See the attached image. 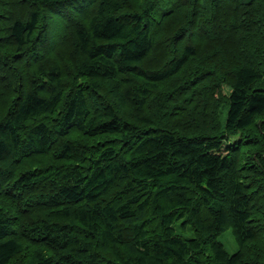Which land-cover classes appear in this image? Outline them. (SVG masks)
<instances>
[{"label": "trees", "instance_id": "1", "mask_svg": "<svg viewBox=\"0 0 264 264\" xmlns=\"http://www.w3.org/2000/svg\"><path fill=\"white\" fill-rule=\"evenodd\" d=\"M259 226L264 0H0V264H264Z\"/></svg>", "mask_w": 264, "mask_h": 264}, {"label": "rangeland", "instance_id": "2", "mask_svg": "<svg viewBox=\"0 0 264 264\" xmlns=\"http://www.w3.org/2000/svg\"><path fill=\"white\" fill-rule=\"evenodd\" d=\"M235 139H238V137H235ZM181 222L182 219L175 222L174 224L175 230L180 234L184 235L185 237H191L192 236L191 228L189 226L184 227ZM262 227L259 226L258 228L260 233L258 235L259 238L256 241L258 245L264 244V230L262 229ZM218 239L224 244L225 248L228 250L229 253H235L238 250V244L235 240V237L231 229L224 231L221 235H219Z\"/></svg>", "mask_w": 264, "mask_h": 264}]
</instances>
